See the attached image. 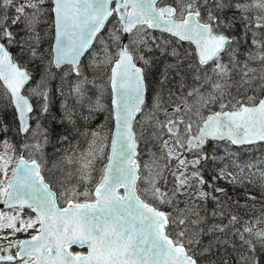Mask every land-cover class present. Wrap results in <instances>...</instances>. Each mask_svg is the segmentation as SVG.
<instances>
[{"label":"snow or ice","instance_id":"1","mask_svg":"<svg viewBox=\"0 0 264 264\" xmlns=\"http://www.w3.org/2000/svg\"><path fill=\"white\" fill-rule=\"evenodd\" d=\"M45 3L46 0H24L23 3L0 0V12L5 13L0 16V41L14 42L6 14L9 8H14L16 15L11 18V24L23 23L29 34L30 43L20 42L21 51L28 52L33 60L43 62L44 55L39 51V45L44 36L37 28L47 22L44 16L50 11L54 17L50 25L54 28V43L50 46L51 59L44 71L47 75L49 68L69 66L64 77L75 75L76 81L71 85L69 94L77 102L83 101L85 85L90 83L83 75L80 58L92 46L109 17L115 15L120 25L119 29L111 31L110 38L114 42L119 41L120 34L125 33L129 34L130 41L129 44L119 45L115 57L105 44L104 58L94 59L92 67L111 68L108 82L112 92L111 112L115 127L110 136L102 135V128L91 131L87 148L79 152L75 159L72 155L65 156L68 164L78 165L76 173L84 189L79 191L78 185L69 189L60 182L62 190L59 193L46 182L41 174L42 163L35 158V154L42 150L39 137L43 136L46 143L47 134L41 130L39 117L29 115L33 107L23 94L30 74L14 62L5 44L0 42V86L15 107L19 132H32L37 138L36 143L21 146L33 157L31 159H26L23 154L17 155L15 146L7 139L0 141V204L15 212L14 215L0 212V228H11L14 234L39 225L30 239L10 242V247L18 246L19 250L15 255H0V264H197L188 254L185 243L198 244L202 234H225L229 230L230 235L240 241L236 264H264V226H260L264 224V213L241 222V218L231 212L230 206L213 194H225L223 188L215 187L213 192L203 189L207 181L198 165L210 157L202 151L192 160L185 155L201 150L208 139L227 140L233 145L264 141V97L252 95L238 99L227 91L232 86L228 80L229 64L236 67L239 63L238 44L236 37L220 31L221 28L231 29L236 23L233 19L225 18L223 14L226 11L235 9L241 13L240 22L245 31L240 39L247 40L250 33L251 44L257 50L245 52L240 87H251L259 79V90H264V32L258 31L264 29V15L248 14L253 10L264 13V0H175L174 5L165 4L163 7H157L161 0H50V9L43 7ZM112 4L115 6L110 7ZM205 12L206 16L203 15ZM147 29H159L179 41L191 42L195 45L198 65H189L190 69L195 67L193 80L196 83L187 94L183 93L185 84L181 81L180 93L169 89L166 102L162 88L153 98L151 111L145 114L144 77L136 60L147 63L145 57L139 54L141 45L147 47ZM47 34L45 32L44 35ZM101 43L104 42L101 40ZM222 54L229 57V64L222 62ZM249 61H259L260 68L249 67ZM212 62L211 75L208 72L202 74L204 66ZM258 71L259 76L256 75ZM166 79L165 76L162 85ZM205 85L210 86V91H201ZM46 87L45 77H41V83L29 89L31 95L43 98V113L48 112ZM96 87L101 89L102 95L103 86ZM173 97L180 103H176ZM189 97H194L191 103ZM165 103L168 107H164ZM217 103L219 111L209 110L208 115H203L204 109ZM101 110L103 106L99 98L94 105H89L90 115ZM137 114L142 119L137 120ZM160 114L164 116L163 120L159 119ZM30 119L37 120L35 129L30 128ZM64 120L75 127L74 108L64 106ZM136 123L141 124L142 136L151 129L150 138L162 153L158 159L168 161L158 171L145 164L149 174L143 177L136 160ZM76 151L74 148L73 152ZM105 159L98 182L94 187H89L97 161ZM173 160L176 161L175 168L180 171L171 170L174 185L172 189L165 190L158 185L161 180L167 184L164 173ZM227 175L231 176L230 183H236L239 179L232 173ZM224 176L225 170L221 169L220 178ZM141 181L145 184L143 188L140 187ZM259 181L261 189H264V171L259 173ZM248 182L253 181L249 179ZM209 187L213 186L209 184ZM80 197L84 199L81 201ZM179 197L185 198L183 209L178 207ZM58 199L63 200L66 206L60 207ZM209 199L216 204L211 216L227 219V223H213L206 230L191 234L187 228L180 229L192 215L197 219L191 223L206 222L207 218L200 215L203 209L197 201L207 202ZM248 199L254 201L256 197L249 195ZM149 201L168 206H173L175 202L173 211L178 215L173 216ZM25 208L31 209L35 217L22 218L20 213ZM5 219L6 224L3 223ZM17 221L19 227H16ZM238 224L240 227H236ZM173 227L178 229L176 239L171 238L169 232ZM228 243L233 241L216 236L205 251H211L214 244ZM73 245L86 246L88 251L86 254H73L68 250ZM224 264L229 262L224 261Z\"/></svg>","mask_w":264,"mask_h":264},{"label":"trees","instance_id":"2","mask_svg":"<svg viewBox=\"0 0 264 264\" xmlns=\"http://www.w3.org/2000/svg\"><path fill=\"white\" fill-rule=\"evenodd\" d=\"M17 3H23L24 0H16ZM164 3H174V0H161V4ZM45 8L50 9V0H46ZM227 12V11H226ZM225 12V13H226ZM5 13L0 12V16ZM9 17L7 21V26L9 30L13 33L14 42L9 44L7 40L3 42L7 45L8 49L13 55V58L22 66L25 67L29 74L30 80L25 86L24 92L30 98L33 105V112L30 114L32 117H39V122L41 124V130L46 131L47 142H44V137H39V141L42 145L41 153H36L35 156L42 163V175L45 177L46 181L52 186V188L59 193L61 188V183L66 188H71L70 184L72 182H81L77 177L76 173L72 171L74 164H68L63 158V152L67 150L73 144L80 145L84 148L86 144L87 137L91 136L90 133L93 130H100L102 128L103 135L107 134L110 136L112 131V112H111V89L108 82V76L110 75V66L105 69L101 66L99 68L92 67L94 59L101 60L104 58V46L108 45V50L115 57L118 49L119 41H113L110 38V33L113 29H119L120 25L117 22L115 15L109 17L105 28L101 33L97 35L93 45L81 59V70L83 75L87 77L90 82L85 85L86 95L82 102H77L74 96H71L70 87L76 81L75 75H71L67 78L64 77V72L67 71L69 66H63L60 69L55 67L49 68V74H45V68L48 67L47 62L51 59L50 46L53 42V28L50 27L53 21V14L49 11L45 13L44 20L46 23H41L37 31L44 36V39L39 45V51L44 55V60H33L28 52H22L20 47V42L30 43L28 41V33L25 31L23 23H17L16 25L11 24V18H13L16 13L14 8H9L6 13ZM229 14V11H228ZM249 15H253L248 13ZM264 15V13H262ZM206 16V13H203ZM217 15H220L217 13ZM227 16L226 14H223ZM241 16V15H240ZM240 16L235 18V26L231 29H224L225 32L230 37L237 38V44L240 48L237 52V60L239 63L236 67L229 64V57L222 54V62L229 64V83L232 85L227 91L231 93L233 97L238 99H246L247 96L255 95L259 98L264 94V90H259L260 81H254L251 87L245 85L240 87L241 83V68L246 60L245 52L248 50H255L254 46L251 44V34L249 33L247 40H242L240 37L244 34V28L240 22ZM146 28V26H145ZM264 32V29L258 30ZM47 32V35H44ZM147 35L145 40L147 42V47L141 45L139 54L145 57L147 63L143 60H136V63L142 68L143 76L146 86L145 95V107L144 112L147 114L152 109L153 98L158 92L163 88V99L168 101V90L180 93L181 89L179 84L181 81L185 84L183 93L187 94L190 88L195 86V81L193 80V75L195 74V67L189 68V65H198L196 55L194 52V47L189 45L188 47L182 46L181 42L175 37L170 36L164 32L158 30L147 29ZM120 39H122V33L120 34ZM101 40L104 43H101ZM130 38H127V44H129ZM35 46V45H33ZM237 46V45H233ZM150 49V50H149ZM175 52V55H173ZM244 54V55H243ZM189 60L188 62H185ZM258 62V63H257ZM256 63L260 65V62ZM213 63L204 66L201 73L208 72L211 75L210 66ZM180 72V75H177ZM258 73V74H257ZM257 76L260 74L257 72ZM251 74V73H250ZM252 75V74H251ZM167 77L166 82L162 85L161 81ZM41 77H45L46 90L48 92V112H42V105L44 100L42 97L36 95H31L29 89L36 88L38 84L41 83ZM95 81V83H91ZM0 85L2 83L0 82ZM96 85H102L103 94L101 95V89L97 88ZM247 88V91H245ZM239 89V90H238ZM202 92L210 91V86L205 85ZM97 98L100 99L103 106V110L89 113V105L95 104ZM175 101V97H173ZM194 100V97H189V103ZM180 103V101H175ZM69 108H74V119L75 127L64 120V106ZM168 104L165 103L164 107ZM217 104H210L208 108L213 107L214 110L218 108ZM205 111L209 113L208 109ZM213 111V109L211 110ZM88 117V119H85ZM142 119L140 114L137 115V120ZM159 119L163 120L164 116L159 115ZM37 124L36 119H30V128L35 129ZM7 131H4V129ZM137 129V142H138V160L141 165V171L144 167L142 164L145 158H153V153L156 155L160 151L156 142L150 138L151 129L148 130L143 136L141 135L142 127L140 123L135 124ZM30 133V134H29ZM82 133H88V135H82ZM105 133V134H104ZM32 132H28L22 135L19 132L18 120L16 117V112L13 105L11 104L8 96L5 94V90L0 86V141L7 139L11 144L15 146L16 154H23L24 156L29 155L27 150L22 149L24 144H34L37 138ZM85 136V138H84ZM62 137H67V139H61ZM69 147V148H70ZM68 148V149H69ZM11 151V150H9ZM207 154L210 158L207 160H202L201 164L198 165L201 173L207 181L203 185L204 191L213 192L215 187L223 188L225 194L214 193L222 202H226L230 208L231 212L238 215L241 218V222L248 220L249 218H255L256 216L264 213V189L260 187L259 173L264 171V142L255 143L251 145L234 146L229 141H208L203 148L196 153L195 156L199 155L200 152ZM42 155V159H41ZM29 158V157H28ZM163 165L168 163L166 159L161 160ZM106 163V159L102 161H97L98 165L97 176L91 181L90 186L92 187L95 182H98V178L101 175L100 169L103 164ZM162 165V166H163ZM221 169L225 170L224 178H220ZM172 163L168 170L165 171V176L167 178V184H163L165 190L172 189L173 186V176L171 175ZM243 170V171H241ZM69 173H75L69 177ZM227 173H232L239 177L236 183H230L231 176ZM216 177L215 179H213ZM252 180V183L248 181ZM243 182H240V181ZM211 184L213 187H209ZM141 187V186H140ZM142 188V187H141ZM191 191V190H190ZM255 196L256 200H249L248 196ZM81 201L84 199L80 197ZM180 203L178 207H185L184 197L178 198ZM58 202L62 204L64 201L59 200ZM156 203L153 201H149ZM238 202V203H235ZM200 205L201 216L206 217V222L201 224H193L192 220H196L195 215L188 217V222L185 225H181L180 229L187 228L189 234L200 232L201 229H207V227L213 223H227V219L220 220L218 218H213L211 216L212 210L216 207V204L212 200L207 202L197 201ZM240 205H246L241 207ZM156 206L161 210L172 213L173 216L178 215L173 211L175 207V202L173 206L161 205L156 203ZM264 226V224L260 225ZM240 227V225H236ZM178 229L175 227L169 229L171 238L176 239V232ZM231 230L228 233H214L212 235H201L199 237L200 243H193L191 245L185 243L188 253L196 260L197 264H224V261H228L229 264H236L237 256L239 252L240 241L235 237L230 235ZM216 236H221L224 239L233 241V243L228 244H214L211 251H205L208 247L209 242L213 241ZM195 240V237L193 238ZM73 251H78L77 248H72Z\"/></svg>","mask_w":264,"mask_h":264},{"label":"rangeland","instance_id":"3","mask_svg":"<svg viewBox=\"0 0 264 264\" xmlns=\"http://www.w3.org/2000/svg\"><path fill=\"white\" fill-rule=\"evenodd\" d=\"M174 2H175V0H174ZM166 4V3H165ZM168 4V3H167ZM170 4H173V3H170ZM206 13V12H205ZM224 14H226L227 16H225V18H227V19H235L236 17L238 18L240 15H241V13L240 12H237V11H235V9H233V10H231V11H229V14H228V11L226 12V13H224ZM250 14H253V15H263L262 13H260V12H257L256 10H253V12L252 13H250ZM220 31H222V28L220 29ZM226 34V33H225ZM141 35H143V33H141ZM130 38V37H129ZM120 42H121V39L119 40V43H118V47H119V44H120ZM235 47V46H234ZM240 48L238 47V50H239ZM257 49H255V50H253V51H256ZM117 51H118V49H117ZM240 51V50H239ZM244 55V54H243ZM81 62V61H80ZM257 61H249L248 62V64H249V67H251V68H257V69H259L260 68V65H258L257 63H256ZM211 67H212V65L210 66V69H211ZM259 72V71H258ZM258 74V73H257ZM256 74V75H257ZM250 76H251V74H249ZM259 76V75H258ZM257 81H260L259 79H257ZM26 94V93H25ZM27 95V94H26ZM28 96V95H27ZM262 96V95H261ZM260 96V97H261ZM259 97V98H260ZM168 107V106H167ZM208 109H210V110H212L213 109V111H219V106H218V108H217V110H214V108L213 107H211V108H208ZM207 110V108L206 109H204V111H203V115H205L206 116V114H208V113H206L205 111ZM169 111H171V109L169 108ZM138 115V114H137ZM134 129H135V131L137 132V129L135 128V124H134ZM196 131V128H195V126H194V128H193V132H195ZM30 134V133H29ZM105 134V133H104ZM102 135H103V132H102ZM31 136H32V134H31ZM84 138H85V136H84ZM166 138V137H165ZM91 139V136H89V137H87V139H86V144H85V146H84V148L80 145V142L79 143H77V145H75V144H73L72 145V147H68L67 148V150L66 151H64L63 153V155H62V158L64 159L65 158V156H67V155H72L73 156V159H75L76 158V156L78 155V153L79 152H81V151H83L85 148H87V146H88V141ZM35 143H36V141H34ZM76 149L77 151L76 152H73V149ZM10 152V151H9ZM33 152H35V150H33ZM199 151H193L190 155H188V154H185L186 155V157H187V159L188 160H192L194 157H195V155H196V153H198ZM138 155H139V153H138ZM162 155V153H161V150L158 152V154H156L155 156H153V158H150L149 160H148V158H145V160H143V162H142V164L143 165H145V164H148L149 165V167L153 170V171H158L159 170V168L163 165V162H160L161 161V159H158L160 156ZM26 157H29V159H31V158H33V157H30L29 155H27ZM35 157H37V158H39V156L37 155V156H35ZM65 160V159H64ZM155 161V162H154ZM139 162V161H138ZM172 169H175L177 172H179L180 171V169L179 168H175V165H176V161L175 160H173L172 162ZM74 164V166H73V168H72V171L73 172H75L76 173V169H77V167H78V165L77 164H75V163H73ZM139 164H140V162H139ZM97 171H98V165H96V171L95 172H93V174H92V180L91 181H93V179L95 178V176H97ZM140 174H141V176L143 177V176H147L149 173H148V171L145 169V167H143V169H142V171H141V165H140ZM9 175H11V172L9 171ZM76 175V177L79 179V174L78 173H76L75 174ZM164 176H165V173H164ZM166 177V176H165ZM98 180H99V178H98ZM97 180V181H98ZM173 185H174V178H173ZM95 183H97V182H95ZM163 184H165L164 183V181L163 180H161L160 182H159V185L158 186H160V187H162V188H164V186H163ZM79 186L78 187V190L79 191H83V189H84V184L82 183V182H72V184H70V186H71V188L73 187V186ZM95 185V184H94ZM94 185L92 186V187H94ZM140 186L143 188V187H145V184L143 183V181H141L140 182ZM89 187H91L90 185H89ZM171 188H173V186H171ZM64 203V202H63ZM65 204V203H64ZM64 204H62V205H64ZM181 209H182V207H180ZM1 212V211H0ZM4 213H7V214H10V215H14L15 214V212L14 211H7V212H5V211H3ZM20 215H21V217L22 218H24V216H23V213L21 212L20 213ZM3 223H7V220L5 219L4 221H3ZM16 227H19V222L17 221V223H16ZM36 227H38V225H36V226H34L33 228H31V229H28L27 231H20V232H15L14 234H13V230L11 229V228H8V227H2V228H0V249H4V248H10V242H14V241H17V240H19V239H21V238H24V237H27V236H30V235H32L33 233H35L36 231H35V228ZM14 248V247H13Z\"/></svg>","mask_w":264,"mask_h":264},{"label":"water","instance_id":"4","mask_svg":"<svg viewBox=\"0 0 264 264\" xmlns=\"http://www.w3.org/2000/svg\"><path fill=\"white\" fill-rule=\"evenodd\" d=\"M172 5H174V4H172ZM115 5L114 4H112V5H110V7H114ZM157 7H158V5H157ZM161 7H163V6H161ZM54 18V17H53ZM109 19V18H108ZM108 21V20H107ZM107 21L105 22V25H106V23H107ZM105 25H104V27H105ZM104 27L101 29V31L99 32V33H101L102 31H103V29H104ZM152 30H158V31H160L159 29H152ZM98 33V34H99ZM164 33H167V32H164ZM97 34V35H98ZM123 34V37H122V40H121V42H120V44L121 43H123V44H127V38H128V36H129V34H125V33H122ZM168 35H171V34H169V33H167ZM227 35V34H226ZM95 41V40H94ZM94 41H93V43H94ZM0 42H2V43H4L3 41H0ZM183 42H189V41H183ZM54 43V28H53V42H52V44ZM191 43V42H190ZM5 44V43H4ZM192 44V43H191ZM93 45V44H92ZM193 45V44H192ZM5 46H6V48H7V50L10 52V50L8 49V47H7V45L5 44ZM193 47H194V50L196 51V49H195V45H193ZM91 48V47H90ZM89 48V49H90ZM88 49V50H89ZM88 50H86V52L88 51ZM85 52V53H86ZM85 53L81 56V58L85 55ZM10 54L12 55V53L10 52ZM12 58H13V55H12ZM81 58H80V61H81ZM197 58V57H196ZM13 60H14V62H16L17 64H19L14 58H13ZM198 61V60H197ZM136 65H137V67H140L137 63H136ZM19 66L20 67H22L20 64H19ZM63 66H66V65H62L61 67H63ZM22 68H25V67H22ZM141 68V67H140ZM26 69V68H25ZM142 69V68H141ZM27 70V69H26ZM28 71V70H27ZM110 71H111V68H110ZM143 72V71H142ZM29 73V72H28ZM144 77V76H143ZM29 82V81H28ZM2 83V82H1ZM28 84V83H27ZM26 84V85H27ZM144 85H145V80H144ZM109 86H110V84H109ZM110 89H111V86H110ZM23 94L25 95V96H27L26 94H25V92H24V90H23ZM145 95H146V86H145ZM28 97V96H27ZM261 97H264V94L261 96ZM29 98V97H28ZM111 101H112V92H111ZM29 102H30V104L32 105V102H31V100H30V98H29ZM14 107V106H13ZM32 107H33V105H32ZM111 108H112V104H111ZM14 110H15V107H14ZM15 112H16V110H15ZM30 115V114H29ZM16 117H17V113H16ZM17 120H18V117H17ZM18 125H19V120H18ZM29 126H30V120H29ZM114 127H115V121H114V119H113V116H112V130H114ZM22 135H25L26 133H21ZM193 134H195V132L193 133ZM208 140H212V139H208ZM207 140V141H208ZM206 141V142H207ZM215 141H223V140H215ZM260 142H264V141H260V140H258V141H255V142H253V143H246V144H236V145H234V146H243V145H251V144H255V143H260ZM206 144V143H205ZM233 145V144H232ZM137 153H139V151H138V142H137ZM25 157V156H24ZM137 157H138V154H137ZM137 157H136V160H137ZM26 159H27V157H25ZM137 163L139 164V162H138V160H137ZM140 165V164H139ZM53 191H54V189H53ZM120 191L122 192L123 190L122 189H120ZM59 204V203H58ZM60 206V205H59ZM64 206H66V205H63V206H60V207H64ZM0 208H3V209H6L7 207H5L3 204H0ZM31 210V209H30ZM35 214V213H34ZM36 233H34L33 235H35ZM33 235H31V236H33ZM31 236H29V237H25V238H23V239H21V240H27V239H30L31 238ZM72 247H75V248H79V249H85L84 251H77V252H74V251H72ZM70 252H72L73 254H75V253H82V254H86L87 253V251H88V249H87V247L86 246H84V247H80V246H77V245H73V246H71L69 249H68ZM0 255H4V254H1L0 253ZM7 255H11V254H7ZM191 256V255H190ZM194 259V258H193Z\"/></svg>","mask_w":264,"mask_h":264},{"label":"flooded vegetation","instance_id":"5","mask_svg":"<svg viewBox=\"0 0 264 264\" xmlns=\"http://www.w3.org/2000/svg\"><path fill=\"white\" fill-rule=\"evenodd\" d=\"M167 4V3H166ZM173 4H175V2L173 3ZM165 5V3L164 4H158V7H161V6H164ZM177 39V38H176ZM178 40V39H177ZM181 42V44H182V46H186V47H188L189 45H192L190 42H183V41H180ZM195 52V51H194ZM189 60H187V61H185V62H188ZM194 151H200V150H194ZM192 152H189V153H185V154H188V155H190ZM0 211L1 212H3V211H5V212H7V211H13L12 209H0ZM22 213H23V216H24V219H27L28 217H35V215L34 216H32V211L30 210V209H28V208H25L23 211H22ZM32 213V214H31ZM22 239V238H21ZM21 239H19V240H21ZM5 250H7V251H0V253L1 254H4V255H7V254H14L15 255V253L19 250V248H18V246L17 247H10V248H4ZM3 264H9V262H3ZM11 264H18V262H11Z\"/></svg>","mask_w":264,"mask_h":264}]
</instances>
